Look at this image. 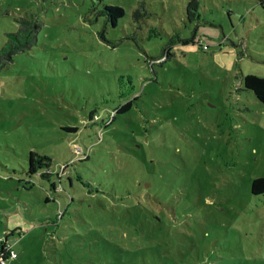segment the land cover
Segmentation results:
<instances>
[{
  "label": "rangeland",
  "instance_id": "1",
  "mask_svg": "<svg viewBox=\"0 0 264 264\" xmlns=\"http://www.w3.org/2000/svg\"><path fill=\"white\" fill-rule=\"evenodd\" d=\"M197 1L0 0V48L38 25L0 69L7 264H264V104L243 84L264 77V0Z\"/></svg>",
  "mask_w": 264,
  "mask_h": 264
},
{
  "label": "trees",
  "instance_id": "2",
  "mask_svg": "<svg viewBox=\"0 0 264 264\" xmlns=\"http://www.w3.org/2000/svg\"><path fill=\"white\" fill-rule=\"evenodd\" d=\"M102 3L104 0H91L92 4L95 5V2ZM263 5V2H261ZM199 3L197 0H188L186 5V15L188 17H195V12L198 10ZM264 7V5H263ZM143 10V5L141 4L133 13L132 16L135 20H138L140 15V11ZM99 15L105 17V22L108 23L109 26L115 27L119 19L124 16V9L117 5H109L104 4L101 9H96ZM38 28V25L32 21L25 18H20L17 21V29L15 32H11L6 34V41L4 45L0 48V69L3 68L6 64L12 61V57L15 54H18L24 51L27 48H30L34 42V32ZM150 37V35L148 36ZM103 38V36H102ZM165 58L169 56L168 50L164 51ZM160 57L159 59H161ZM244 89L250 90L254 97L262 104H264V77H258L252 74H247L243 77ZM131 103L128 102L121 107L115 109L114 114L112 115V120L115 118L117 114L124 113L129 110ZM93 113H89V119H91ZM107 125V124H106ZM62 129L65 132L69 133H77V126H64ZM76 144L72 145V150L74 154L76 153ZM79 151L80 148L78 147ZM77 154V153H76ZM50 164V159L46 156H42L37 154L36 152L30 151L28 154V169L27 172L29 174L37 173L41 171V175L43 177L51 176L53 173L48 168ZM57 175V179L60 180L61 174ZM67 177V175H66ZM56 189L55 184L52 183V190ZM250 192L253 195H263L264 194V177H256L251 181L250 184ZM70 200H74L70 198ZM8 247L7 243L0 244V263L5 261L8 257Z\"/></svg>",
  "mask_w": 264,
  "mask_h": 264
},
{
  "label": "built area",
  "instance_id": "3",
  "mask_svg": "<svg viewBox=\"0 0 264 264\" xmlns=\"http://www.w3.org/2000/svg\"><path fill=\"white\" fill-rule=\"evenodd\" d=\"M79 150V149H78ZM16 258V253L11 249V247L9 246L8 247V257L5 261H2L0 264H7L6 261L8 259H14Z\"/></svg>",
  "mask_w": 264,
  "mask_h": 264
}]
</instances>
